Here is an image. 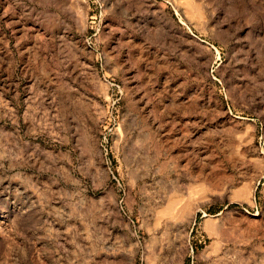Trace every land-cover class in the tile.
<instances>
[{"label":"rangeland","instance_id":"374dc122","mask_svg":"<svg viewBox=\"0 0 264 264\" xmlns=\"http://www.w3.org/2000/svg\"><path fill=\"white\" fill-rule=\"evenodd\" d=\"M0 264H264V0H0Z\"/></svg>","mask_w":264,"mask_h":264},{"label":"bare ground","instance_id":"6f19581e","mask_svg":"<svg viewBox=\"0 0 264 264\" xmlns=\"http://www.w3.org/2000/svg\"><path fill=\"white\" fill-rule=\"evenodd\" d=\"M175 198V197H174Z\"/></svg>","mask_w":264,"mask_h":264}]
</instances>
